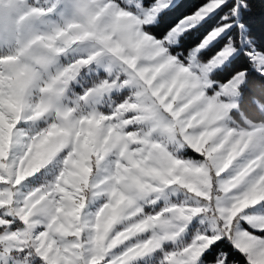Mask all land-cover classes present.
<instances>
[{
  "label": "snow or ice",
  "instance_id": "snow-or-ice-1",
  "mask_svg": "<svg viewBox=\"0 0 264 264\" xmlns=\"http://www.w3.org/2000/svg\"><path fill=\"white\" fill-rule=\"evenodd\" d=\"M61 2L28 0L40 19ZM69 7L70 19L38 37L49 42L47 89L0 91V264H238L237 253L264 264V123H229L243 73L206 92L232 49L197 74L196 53L219 32L184 64L165 42L187 28L163 40L145 30L165 0ZM12 71L0 68V80Z\"/></svg>",
  "mask_w": 264,
  "mask_h": 264
},
{
  "label": "rangeland",
  "instance_id": "rangeland-1",
  "mask_svg": "<svg viewBox=\"0 0 264 264\" xmlns=\"http://www.w3.org/2000/svg\"><path fill=\"white\" fill-rule=\"evenodd\" d=\"M177 0H165L168 3V7L163 9L156 15L155 22L146 25L145 30L153 35L158 40H163L168 33L180 26L181 28H187L186 31L171 37V43L165 42V46L168 48L169 52L173 55H177L179 59L184 63H188V58L190 53L196 49V47L201 44L209 35L214 32H219L213 39H211L203 49L196 53V59L193 61V71L199 74V69L211 61L214 57L226 49H232L231 54L223 59L222 63H219L211 72L208 73L207 79L211 82L212 87L206 89L208 95L213 94V90L219 91L220 87L227 84L230 80L236 77L239 73H243L242 83L239 85L236 96L233 98L234 102L237 104V108L233 109L229 113L231 116L230 124L240 127H247L248 123L252 124H262L264 120L259 122H254L251 119L245 117L244 113L240 110V86L244 83L246 69H238L236 72L232 73L230 78L223 80L225 75L226 67L229 66L233 61L238 62V56L241 52L249 58L250 66L253 69L264 74V55L256 51L250 46L248 40L243 34V26L239 23V13L240 8L243 6L238 0L236 4L232 7L229 12L222 11L221 15L217 18L218 24L207 30L201 35V33L207 28L206 22L210 17L219 11L229 0H225L224 4L220 7L208 12L204 15V18L196 22H191L194 24L193 27H187L186 24L181 22L185 20L186 17H191L199 9H202L205 5L209 4L210 0L203 6L195 10L192 14L187 15L180 19L171 29L159 35L160 28L157 27L159 21V16L168 8L176 3ZM41 5L48 6L54 0H40ZM94 0H82L85 5H90ZM120 0H117L119 3ZM153 4L156 0L152 1ZM235 10V11H234ZM72 16L71 8L69 7V0H62V2L57 6V8L47 16L40 19L36 13L30 10L28 0H0V56H15L16 59L9 62L0 63V68H3L6 72L9 68H14L11 72L7 81L0 80V91L5 87L9 89H14L21 83L27 82V95L29 97L33 94V89L36 88L40 83H43L45 87L41 91L47 89V82L52 78L53 73L50 69L53 67L46 57L49 55V49L45 47L47 43L46 40H40L38 37L49 32L54 26L62 25L65 20L70 19ZM155 27V28H154ZM223 29V31H219ZM201 35L199 41L196 42L197 36ZM69 39L67 36L62 37L55 41L56 45L63 47L64 40ZM71 43H75L74 40ZM70 46V45H68ZM67 61L63 58L60 64H66ZM119 70L118 68L116 69ZM88 78L85 77V80ZM74 91L77 94L82 95V89L79 85L74 87ZM128 90H124L121 95H126ZM115 97H113L114 99ZM105 99H108L107 97ZM89 103H92L89 101ZM104 104V101H100ZM82 106L87 109V105L81 102ZM103 111H108L105 105L102 108ZM259 110L264 115V106L259 105ZM187 156L195 157V153L191 149L186 152ZM55 166H49L46 170L45 175L49 180L54 176L53 168ZM25 191L29 190L28 186H25ZM256 211H264V204H261L255 209Z\"/></svg>",
  "mask_w": 264,
  "mask_h": 264
},
{
  "label": "trees",
  "instance_id": "trees-1",
  "mask_svg": "<svg viewBox=\"0 0 264 264\" xmlns=\"http://www.w3.org/2000/svg\"><path fill=\"white\" fill-rule=\"evenodd\" d=\"M154 1V0H152ZM209 0H177L174 5L166 9L156 24L160 28L159 35L171 29L180 19L192 14ZM243 6L240 8L239 23L243 26V34L251 47L264 55V0H238ZM236 4V0H229L225 6L214 13L206 22L207 28L201 33L218 24L217 18L222 11L229 12ZM155 28V27H154ZM201 35L197 36L196 42ZM238 62H232L226 67L223 80L230 78L238 69H246L244 83L240 86V110L245 117L254 122L264 120V115L259 110V105L264 106V74L250 66L249 58L241 52ZM238 264H245L243 257L235 255Z\"/></svg>",
  "mask_w": 264,
  "mask_h": 264
}]
</instances>
